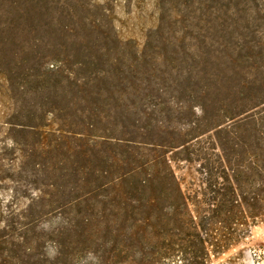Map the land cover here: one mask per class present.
<instances>
[{"label": "rangeland", "instance_id": "374dc122", "mask_svg": "<svg viewBox=\"0 0 264 264\" xmlns=\"http://www.w3.org/2000/svg\"><path fill=\"white\" fill-rule=\"evenodd\" d=\"M63 1L68 2L69 12L76 13L73 20H67L71 24L67 32L53 26L57 0H0V66L13 67L19 81H29L28 94L24 96L20 92L23 89L16 92L19 100L26 98L32 103V88H38L33 80L46 79L45 85H50L51 77L36 75L49 72L46 68L52 67L51 63L73 65L85 58L83 52L89 50L83 45L94 42L93 24L100 25L97 31H116L122 40L132 41L134 51L146 52L151 56L148 68L164 67L163 61L154 56L173 48L146 44L147 34L159 23L158 0H93L103 6L102 19V11L88 5L91 0ZM137 68L140 76L147 74L143 65ZM260 77L264 81V74ZM86 82L88 78L77 83L88 88ZM114 84L112 80L101 85ZM118 87L102 95L83 92L80 96L87 101L81 102L69 95L64 104L70 106L47 116L57 131L45 128L32 134L7 123L20 117L6 76L0 74V264H93L90 255L98 258L99 264H151L150 256L162 251L160 246L170 227L165 215L158 217L151 212L148 200L157 195L135 188L134 182L147 178L151 170L141 171L137 180L127 172L162 153L186 193L198 204V212L194 211L196 236L190 241L182 236V244L193 241L197 252L207 247V264H264V217L252 223L249 230L236 226L234 235L224 218H213L208 183L216 178L221 183L224 180L217 175L212 178L198 159L202 155L206 166L216 164L221 149L215 131L191 126L199 119L200 109H180L164 95L169 103L158 110L153 106L157 99L143 100L116 91ZM77 108L86 115L76 114ZM257 111L264 117V104ZM62 127L82 133L58 131ZM257 127V131H245L236 139L252 142L259 149L264 147V118ZM105 134L137 136L139 140L149 136L175 142L176 147L136 151V158L124 150L120 155L116 139L105 140L100 136ZM224 138L226 134L222 133L220 139ZM188 140V148L178 147ZM243 163L250 168L249 189L256 196L264 155L260 151L245 154ZM249 201L258 202L252 197ZM158 203L161 210L168 209L166 203ZM45 224L47 227H43ZM184 258L185 254L180 255L173 264H187Z\"/></svg>", "mask_w": 264, "mask_h": 264}, {"label": "trees", "instance_id": "16d2710c", "mask_svg": "<svg viewBox=\"0 0 264 264\" xmlns=\"http://www.w3.org/2000/svg\"><path fill=\"white\" fill-rule=\"evenodd\" d=\"M63 3V0H57L53 7L58 11L53 26L67 32L71 27L67 20H73L76 13L69 12L68 2ZM88 5L102 11L101 19L104 17L101 4L91 0ZM157 8L159 23L147 34L146 44H157L161 49L173 48L167 54L156 53L154 56L163 61L164 67L148 68V58L151 56L137 48L134 51L136 46L133 42L122 40L118 32L111 34L103 30L97 31L100 25L93 24L94 42L83 45L89 50L82 51L85 58L73 65L63 61L59 64L51 63L52 67L46 68L49 72L37 74L36 78L48 76L52 82L45 85L46 79L33 80L38 88H32V103H27L26 98L19 100L16 94L19 89L24 90L20 91L24 96L28 94L26 85L29 81H19L13 67L0 66V74L6 76L20 117L7 123L32 134L37 133L35 130L45 128L53 131L47 116H54L70 106L64 104L69 95H74L73 99H79L80 102L87 101L84 96H80L81 93L88 91L102 95L103 91H110L118 86L116 91L136 95L143 100L157 99L153 106L158 110L169 103L164 95L169 96L170 102L180 109H200L199 119L191 122V126L206 127V132L215 131L221 149V153L216 154L218 164L207 163L206 166L203 162L205 157L201 155L198 159L203 169L209 170L212 178L217 175L224 180L221 183L216 178L213 183H208L211 190L208 204L212 205L213 218H224L230 226L231 235L235 234L236 226L239 225L246 226V230H249L252 223L264 217V167L258 175L260 192L253 196L254 192L249 189L250 168L243 163V159L245 154L256 155L258 151L263 156L264 147L259 149L252 142H242L241 139L239 142L238 138L245 131H257V126L264 118L257 111L264 104V83L259 84L264 82L260 81V76L264 74L260 68H264V0H158ZM66 10L68 13H65ZM106 10L109 11V8ZM139 64L144 66L146 75H139ZM81 73H86L87 76H82ZM87 78L89 82L85 85L90 84L88 88L78 84ZM112 80L115 82L113 86L102 87V82ZM75 111L77 114L83 109L77 108ZM81 113L86 115V112ZM123 127L128 128L124 124ZM58 131L82 133L63 127ZM128 133L132 135L133 132ZM222 133L226 134L225 140L220 139ZM100 136L105 140L114 137L115 145L122 150L120 155L123 150L136 157V151L141 153L144 150L158 151L164 147H176L175 142L156 140L148 138L149 136L143 138L146 140H139L137 136ZM14 142L19 144L18 141ZM189 143L190 140L178 147L186 149ZM145 170L151 172L147 178L138 179V182L136 176ZM127 174L137 180L134 182L137 190L145 189L157 195L148 200L151 212L158 214V217L165 215L170 227L160 246L162 251L154 252L150 256V263L169 264L167 262L171 261L170 264H173L177 257L185 254L184 261L187 264H207V247L204 246L197 252L193 241L190 245L182 244V236H187L189 241L196 236L194 211L198 212V204L184 190L168 157L163 153L152 157L145 164L130 169ZM251 197L258 202L250 203ZM160 201L166 203V211L160 209ZM192 205L197 208L193 210ZM215 244L217 247L221 246L219 242Z\"/></svg>", "mask_w": 264, "mask_h": 264}, {"label": "clouds", "instance_id": "9594fccd", "mask_svg": "<svg viewBox=\"0 0 264 264\" xmlns=\"http://www.w3.org/2000/svg\"><path fill=\"white\" fill-rule=\"evenodd\" d=\"M43 227H47V224L43 225ZM88 259L91 260L93 262V264H99L98 258H96V257H94L92 255H90L88 257Z\"/></svg>", "mask_w": 264, "mask_h": 264}]
</instances>
